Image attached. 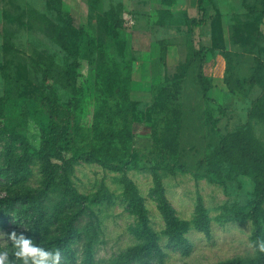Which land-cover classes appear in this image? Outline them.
<instances>
[{"label":"rangeland","instance_id":"rangeland-1","mask_svg":"<svg viewBox=\"0 0 264 264\" xmlns=\"http://www.w3.org/2000/svg\"><path fill=\"white\" fill-rule=\"evenodd\" d=\"M63 2L75 26L85 29L76 94L63 77L70 59L59 45V11L48 0H0V99L7 100L0 119V200L33 196L44 211L40 198L49 204L112 196L113 203L94 206L80 218L75 264L84 260L83 232L90 225L96 232L94 264H111L127 249L148 242L161 248L162 264H263L259 245L264 242V186L229 164L207 158L222 137L249 123L264 148V124L251 118L253 103L264 91V72L258 68V60L264 65V19L259 23L260 14H251L242 0H204L202 27L156 9L152 23L134 18L135 25L123 29L121 0H101L98 6L95 0ZM247 2L261 9L259 0ZM182 3L189 19H202L198 5ZM111 10L116 16L108 20ZM214 19L220 24L217 43L211 38ZM119 31L129 46L118 41ZM138 31L150 33L152 49L165 42V65L158 51L149 63L141 60L133 43ZM170 46L179 48L169 55ZM46 63L53 71L44 84L41 66ZM112 73L131 77V98L141 104L144 116L132 125L131 151L137 157L106 167L87 158L103 147L99 134L108 129V112L96 114L115 100L119 86ZM200 75L212 87L206 97ZM47 85L59 95L57 116L48 105ZM164 88L168 93L160 96ZM163 100L182 111L175 169L169 155L154 146L149 122V107ZM153 119L163 126L160 117ZM49 185L57 187L54 194ZM136 204L143 209L146 228ZM82 205L65 210L62 221L71 222ZM166 207L184 231L169 230ZM62 230V224H52L37 244L54 251ZM12 231L25 233V225L0 218V248L9 246L7 233Z\"/></svg>","mask_w":264,"mask_h":264},{"label":"trees","instance_id":"trees-1","mask_svg":"<svg viewBox=\"0 0 264 264\" xmlns=\"http://www.w3.org/2000/svg\"><path fill=\"white\" fill-rule=\"evenodd\" d=\"M163 6L170 7L173 5L174 0H161ZM244 5L247 6L251 14H260L257 17L258 22L261 23L264 19V0H259L260 8L257 6H251L247 0H242ZM49 5L57 9L62 16L63 25L60 28V39L59 45L66 52L70 59V63L67 66L63 77L70 87L76 89V83L80 69V44L82 43L83 36L85 35L84 27L77 28L74 24V18L71 13L63 11L64 2L63 0H48ZM101 0H95L94 5L98 6ZM204 0L198 1V9L201 11L202 19L195 20L189 19L186 13L181 16L186 17V24L196 25L202 27L204 25V16L206 15L203 11ZM118 9H122L120 16V23L123 29H125V21L123 15L126 11L125 6L122 4L118 6ZM170 15L173 13L169 9L163 10ZM133 15V13H132ZM115 13L111 10V13L106 15V19L110 20L111 17H115ZM177 18H180L177 17ZM190 20V21H189ZM189 25V24H188ZM122 31V30H121ZM119 31L118 41L125 43V46H129L128 37ZM220 31V24L218 19H214L212 22L211 38L213 43L218 42V35ZM117 38V35H116ZM159 55V61L165 65L167 57V45L164 41L157 42ZM221 48L224 49V45L221 44ZM203 50H200L196 56L201 57ZM228 57V56H227ZM258 68L260 73L264 72V65L258 60ZM41 70L43 73L44 84L48 81L52 71V64H42ZM113 77L117 78L116 97L111 105H103L99 108L96 117H103L105 112H108L107 124L108 129L106 132L99 134V139L102 142V150L96 156H92L93 161L100 163L106 167H112L113 165H123L127 159L137 157V154L131 151L133 141V130L132 125L138 123L144 112L140 109L141 104L134 101L131 98V77L129 75L119 78L117 73H112ZM261 76V75H260ZM201 77V84L203 87V93L206 97L207 93L212 89L207 81H204ZM261 78V77H260ZM119 80V81H118ZM120 82V85H119ZM26 89H28L26 87ZM157 91V87H154ZM44 90L47 94V101L52 116H57L59 112V95L57 90L53 86H45ZM168 93V88L161 89L160 96H165ZM156 99V98H155ZM160 99V98H159ZM6 99H0V119L4 117L6 109ZM150 120L152 123V135L153 144L157 148H161L165 153L169 155V159L172 163V167L175 169L177 164V157L179 152V141H180V129L182 122V111L178 106L168 103L163 100L160 105L158 101H155L151 107H149ZM153 116H158L161 119L163 126L155 122ZM252 119L258 120L264 124V91L263 94L254 101L252 108ZM45 150V149H44ZM209 162H222L235 167L241 175L252 176L255 181L259 182L260 185L264 186V170L261 166L264 164V148L261 145L259 139L255 136L253 126L251 123L248 127L243 130H238L234 133L228 134L222 137L218 149L214 154L207 158ZM10 166V165H9ZM174 169H172L174 171ZM14 175V172H12ZM57 190L56 186L49 185L50 193H55ZM264 193V192H263ZM114 198L107 193L95 196L92 201L88 199L78 198L69 202L61 200L60 202H50L48 199L40 198V204L45 205V210L37 207L35 197L22 195H15L14 197L0 200V218L7 219L13 223L24 224L26 236L32 238L35 243H40L45 239L52 224H62V239L56 242L55 250H59L62 254L61 264H73L76 263L77 254L74 250V246L80 241L81 230L78 227V222L81 217L87 215L88 211L94 206L113 203ZM86 203V205H82ZM75 205H82L83 208L74 214L71 222L64 223L62 221V215L65 214V210H74ZM29 207L21 209V207ZM31 209V210H28ZM135 209L138 212L139 218L143 226H148V221L143 215V209L139 204L135 205ZM88 210V211H87ZM165 215L169 230L171 232L184 231L185 226H179L177 221L173 217V212L170 208H165ZM16 212V213H15ZM77 215V216H76ZM81 215V216H80ZM80 216V217H79ZM76 217H79L76 219ZM76 220V221H75ZM78 230H77V229ZM83 232V231H82ZM83 237L86 238V245L84 249L85 257L82 264H94V244H95V228L90 225L84 230ZM138 235H140L138 233ZM164 254L155 242L140 243L134 247L127 249L123 252L115 261L111 264H162ZM261 263L264 264L262 259ZM234 264V263H227ZM260 264V263H259Z\"/></svg>","mask_w":264,"mask_h":264},{"label":"clouds","instance_id":"clouds-1","mask_svg":"<svg viewBox=\"0 0 264 264\" xmlns=\"http://www.w3.org/2000/svg\"><path fill=\"white\" fill-rule=\"evenodd\" d=\"M8 247L0 248V264H61L62 254L59 250L50 251L37 244L24 232L7 233ZM264 252V242L259 245Z\"/></svg>","mask_w":264,"mask_h":264},{"label":"crops","instance_id":"crops-1","mask_svg":"<svg viewBox=\"0 0 264 264\" xmlns=\"http://www.w3.org/2000/svg\"><path fill=\"white\" fill-rule=\"evenodd\" d=\"M142 0H121V2L123 3V5L126 8V11L128 9H135V11L133 12V17L135 19H138V21L140 22V20L142 21H150L152 23V21H154L153 18V13L156 9H169L171 10V12L173 13L174 17H179L181 16L183 13L186 12V4H183V0H174V3L172 6L167 7V6H163L162 1L161 0H146V6H144V4H141ZM191 7L193 6V8H196L198 5V1L199 0H186ZM134 5L137 6V8L134 7ZM130 7V8H128ZM199 31V29H197ZM196 30V31H197ZM133 43L134 45L136 44V50H138L140 52V58L141 60H145L147 61V63H149L152 59V57L154 55H156L157 50L155 49V47L152 49V45H155V42H153L152 40V36L150 35V33L148 32H141L138 31L134 34V38H133ZM178 46H170L169 50H168V54L170 55L171 52H175L178 50Z\"/></svg>","mask_w":264,"mask_h":264},{"label":"built area","instance_id":"built-area-1","mask_svg":"<svg viewBox=\"0 0 264 264\" xmlns=\"http://www.w3.org/2000/svg\"><path fill=\"white\" fill-rule=\"evenodd\" d=\"M123 19L125 21V27H133L134 24V17L130 12H125L123 15Z\"/></svg>","mask_w":264,"mask_h":264}]
</instances>
